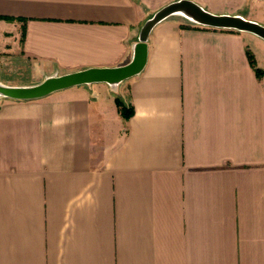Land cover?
<instances>
[{
	"label": "crops",
	"instance_id": "0c3cea01",
	"mask_svg": "<svg viewBox=\"0 0 264 264\" xmlns=\"http://www.w3.org/2000/svg\"><path fill=\"white\" fill-rule=\"evenodd\" d=\"M171 1L0 0V81L124 64ZM0 264H264V39L172 15L116 86L0 97Z\"/></svg>",
	"mask_w": 264,
	"mask_h": 264
},
{
	"label": "water",
	"instance_id": "95a60500",
	"mask_svg": "<svg viewBox=\"0 0 264 264\" xmlns=\"http://www.w3.org/2000/svg\"><path fill=\"white\" fill-rule=\"evenodd\" d=\"M172 15L206 27L234 29L253 33L264 39V24L239 13L212 12L193 0H173L154 11L142 23L129 61L114 67H87L58 75H49L29 85H9L0 81V97L31 100L71 86L105 82L116 86L143 69L147 56V39L152 28Z\"/></svg>",
	"mask_w": 264,
	"mask_h": 264
},
{
	"label": "trees",
	"instance_id": "16d2710c",
	"mask_svg": "<svg viewBox=\"0 0 264 264\" xmlns=\"http://www.w3.org/2000/svg\"><path fill=\"white\" fill-rule=\"evenodd\" d=\"M24 35H25V26L24 24L22 25V34H21V40L24 39ZM248 58H249V62L252 65V67L255 68V73L256 75H260L262 73V71L258 68L255 67V62L253 59V56L251 54L248 53ZM116 103L118 105L119 108V112L122 115V117L124 119H128L132 113H133V108L131 105L126 104L121 98L117 97L116 98Z\"/></svg>",
	"mask_w": 264,
	"mask_h": 264
}]
</instances>
